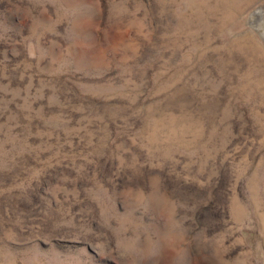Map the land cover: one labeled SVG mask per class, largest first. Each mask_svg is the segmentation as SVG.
Here are the masks:
<instances>
[{"label": "rangeland", "instance_id": "1", "mask_svg": "<svg viewBox=\"0 0 264 264\" xmlns=\"http://www.w3.org/2000/svg\"><path fill=\"white\" fill-rule=\"evenodd\" d=\"M259 8L0 0V264H264Z\"/></svg>", "mask_w": 264, "mask_h": 264}, {"label": "bare ground", "instance_id": "2", "mask_svg": "<svg viewBox=\"0 0 264 264\" xmlns=\"http://www.w3.org/2000/svg\"><path fill=\"white\" fill-rule=\"evenodd\" d=\"M254 20H253V25H254V27L256 28V29H258L257 28V25H258V23L261 21V20H263L264 19V11L261 9V8H259V9H257L255 12H254ZM259 30V29H258Z\"/></svg>", "mask_w": 264, "mask_h": 264}, {"label": "clouds", "instance_id": "3", "mask_svg": "<svg viewBox=\"0 0 264 264\" xmlns=\"http://www.w3.org/2000/svg\"><path fill=\"white\" fill-rule=\"evenodd\" d=\"M257 28L261 31L264 32V20H261L258 25Z\"/></svg>", "mask_w": 264, "mask_h": 264}]
</instances>
